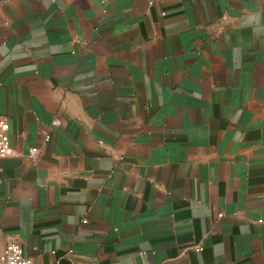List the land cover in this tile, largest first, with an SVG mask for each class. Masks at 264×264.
I'll return each instance as SVG.
<instances>
[{"label":"crops","instance_id":"1","mask_svg":"<svg viewBox=\"0 0 264 264\" xmlns=\"http://www.w3.org/2000/svg\"><path fill=\"white\" fill-rule=\"evenodd\" d=\"M0 117V254L264 264V0H0Z\"/></svg>","mask_w":264,"mask_h":264},{"label":"built area","instance_id":"2","mask_svg":"<svg viewBox=\"0 0 264 264\" xmlns=\"http://www.w3.org/2000/svg\"><path fill=\"white\" fill-rule=\"evenodd\" d=\"M56 1V0H53ZM112 0H100L102 5V12L104 14L109 11V4ZM61 125L59 119L55 118L48 126L47 129L43 131L44 140L49 142L53 137L54 128ZM10 124L8 120L4 117H0V159L6 158L13 154L14 148L13 143L9 134ZM40 149L37 146H32L29 148L26 157L32 161L37 162L40 159ZM86 222V219L83 220ZM197 251H202L203 247H196ZM0 264H34L33 260L26 255L22 245L11 239L8 241L4 247L2 253L0 254Z\"/></svg>","mask_w":264,"mask_h":264}]
</instances>
